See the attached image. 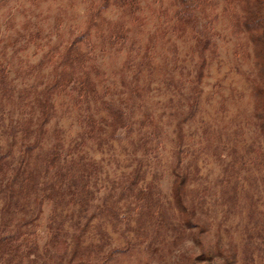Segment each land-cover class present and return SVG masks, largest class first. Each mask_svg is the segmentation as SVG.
<instances>
[{"label":"rangeland","instance_id":"obj_1","mask_svg":"<svg viewBox=\"0 0 264 264\" xmlns=\"http://www.w3.org/2000/svg\"><path fill=\"white\" fill-rule=\"evenodd\" d=\"M252 1L0 0V264H264Z\"/></svg>","mask_w":264,"mask_h":264},{"label":"trees","instance_id":"obj_2","mask_svg":"<svg viewBox=\"0 0 264 264\" xmlns=\"http://www.w3.org/2000/svg\"><path fill=\"white\" fill-rule=\"evenodd\" d=\"M247 2L252 0H246ZM243 29L247 31L251 36L252 44L254 45V60L259 68L260 81L254 86V96L256 99V117L260 132L264 138V0H253L248 4L245 12V18L242 22ZM89 74L85 77V85L88 83ZM88 85V84H87ZM82 87H84L82 85ZM121 114L118 115V119L121 121ZM114 121V129L122 126V122ZM186 176L183 172L181 174L175 173V180L173 183V193L175 196V202L178 207H183L186 210L187 207L184 205V198L182 194V188L184 187ZM191 209L188 214V220L194 217V212ZM189 211V210H188ZM189 213V212H188ZM190 217V218H189ZM17 242V239L12 235L0 234V248L7 247ZM0 257H3V253H0Z\"/></svg>","mask_w":264,"mask_h":264}]
</instances>
